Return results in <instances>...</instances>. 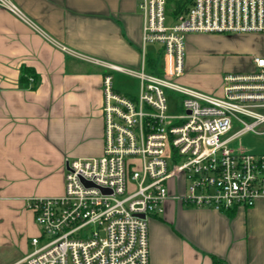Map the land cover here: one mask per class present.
Segmentation results:
<instances>
[{"label": "crops", "instance_id": "1", "mask_svg": "<svg viewBox=\"0 0 264 264\" xmlns=\"http://www.w3.org/2000/svg\"><path fill=\"white\" fill-rule=\"evenodd\" d=\"M10 1L28 21L0 6V264L39 235L27 198L62 195L65 161L102 154L103 76H129L111 65L139 69L142 47L139 0ZM186 6L169 0L168 17ZM255 57L264 32H190L177 79L221 95L223 75L254 70ZM252 133L257 141L239 147L264 153V133ZM186 185L171 179L163 211L148 218L150 264H264V197L219 211L184 203Z\"/></svg>", "mask_w": 264, "mask_h": 264}, {"label": "built area", "instance_id": "2", "mask_svg": "<svg viewBox=\"0 0 264 264\" xmlns=\"http://www.w3.org/2000/svg\"><path fill=\"white\" fill-rule=\"evenodd\" d=\"M168 1H138L141 67L109 66L139 79L138 95L119 94L104 74L103 152L65 161L62 195L27 198L39 235L13 264H150L148 218L163 211L171 179L186 181L179 198L195 207L227 211L264 197V153L230 146L264 133V57L250 72L225 73L221 95L172 79L187 33L264 32V0H187L167 23ZM0 6L28 21L10 0ZM149 45L158 46L153 64ZM172 94L177 114L167 112Z\"/></svg>", "mask_w": 264, "mask_h": 264}, {"label": "rangeland", "instance_id": "3", "mask_svg": "<svg viewBox=\"0 0 264 264\" xmlns=\"http://www.w3.org/2000/svg\"><path fill=\"white\" fill-rule=\"evenodd\" d=\"M171 21V18H168V22ZM153 46H149L148 52ZM174 81L180 82L177 78H172ZM114 89L121 95L124 96H133L136 97L138 95L139 90V79L132 77V76H126L121 74H114ZM183 84V83H182ZM168 104H169V110L167 111L170 114H177V103L176 98L172 95L168 96ZM257 141V138L255 137L254 133L248 132L244 135H241L238 139H235L231 142L230 146L237 149L239 146L247 147L249 144H253ZM41 243V242H40ZM34 247L30 246V250H32Z\"/></svg>", "mask_w": 264, "mask_h": 264}, {"label": "trees", "instance_id": "4", "mask_svg": "<svg viewBox=\"0 0 264 264\" xmlns=\"http://www.w3.org/2000/svg\"><path fill=\"white\" fill-rule=\"evenodd\" d=\"M159 53L158 52H155V54L154 55H158ZM154 55H149V57H150V61L152 62V61H154L153 60V58H155L154 57ZM152 58V59H151ZM154 62H152L151 64H153ZM150 69H154V68H150ZM22 77H21V82L23 83V85H26L27 83H28V74H26V71L25 70H23L22 71V75H21ZM28 85V84H27ZM26 85V86H27ZM213 264H223L219 259H217L216 257H213Z\"/></svg>", "mask_w": 264, "mask_h": 264}]
</instances>
